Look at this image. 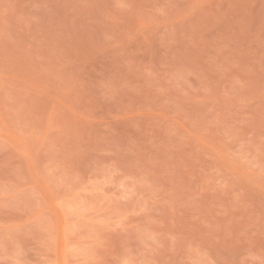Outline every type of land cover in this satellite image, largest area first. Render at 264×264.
Here are the masks:
<instances>
[{"label":"rangeland","instance_id":"rangeland-1","mask_svg":"<svg viewBox=\"0 0 264 264\" xmlns=\"http://www.w3.org/2000/svg\"><path fill=\"white\" fill-rule=\"evenodd\" d=\"M0 264H264V0H0Z\"/></svg>","mask_w":264,"mask_h":264}]
</instances>
